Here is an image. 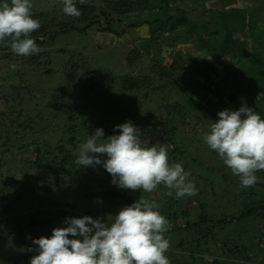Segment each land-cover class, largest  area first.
Here are the masks:
<instances>
[{
  "label": "rangeland",
  "instance_id": "374dc122",
  "mask_svg": "<svg viewBox=\"0 0 264 264\" xmlns=\"http://www.w3.org/2000/svg\"><path fill=\"white\" fill-rule=\"evenodd\" d=\"M79 1L96 7L88 27L66 15L61 0H32L40 22L32 33L38 54L17 55L0 43V264H30L38 248L33 240L51 237L54 228L67 226L66 218L91 216L110 224L140 196L160 205L170 228L191 224L164 234L170 264H264V171L256 173L254 186L242 188L204 141L217 121L214 105L253 108L264 118V60L245 59V53L241 61L234 53L245 43L261 55L264 38L239 43L226 36L236 22L228 10H250L256 0ZM125 1L132 2L130 9L121 11L123 4L107 16L99 13ZM201 8L211 20L212 13L221 17L217 37L206 38V52L195 54L208 55L192 82L191 36L183 30L186 14ZM65 22L79 28L50 39ZM175 58L191 65L176 69ZM128 121L138 127L142 144L165 146L170 163L182 164L196 195L176 199L163 185L152 193L121 189L102 165L76 164L96 129L105 137L118 135L115 126ZM193 200L196 205H186ZM250 208L255 210L247 213Z\"/></svg>",
  "mask_w": 264,
  "mask_h": 264
},
{
  "label": "clouds",
  "instance_id": "9594fccd",
  "mask_svg": "<svg viewBox=\"0 0 264 264\" xmlns=\"http://www.w3.org/2000/svg\"><path fill=\"white\" fill-rule=\"evenodd\" d=\"M61 2L66 15L81 14L74 0ZM32 7V0H0V43L17 55L39 52L32 33L40 22L33 18ZM11 67L15 70L16 65ZM218 117L204 136L205 143L239 177L242 188L254 186L256 173L264 171V118L245 106L222 110ZM115 129L119 134L108 137L102 128L96 129L81 145L76 164L102 165L112 176L111 183L121 189L152 193L163 185L166 195L175 194L176 199L197 194L190 173L181 163H170L165 146L142 144L138 127L130 121ZM159 208L154 200L140 196L121 208L110 224L91 216L66 218V227L54 228L51 237L33 240L38 248L30 264H170L166 255L170 242L164 235L170 225Z\"/></svg>",
  "mask_w": 264,
  "mask_h": 264
},
{
  "label": "crops",
  "instance_id": "0c3cea01",
  "mask_svg": "<svg viewBox=\"0 0 264 264\" xmlns=\"http://www.w3.org/2000/svg\"><path fill=\"white\" fill-rule=\"evenodd\" d=\"M251 2V1H250ZM252 3V2H251ZM250 3V5H251ZM256 4L255 6L251 5L250 10H244L242 7H240L239 9L234 7L232 10H228V11H232L235 15L236 18L234 19L235 25L233 26H228V35L227 38L228 39H233V41H239V43H243V42H247V41H253L255 39H259L260 36H262L264 38V33L258 31V29L261 27V29L264 31L263 26H264V1L261 0H256ZM249 5V6H250ZM248 7V5H246V8ZM243 9V10H241ZM234 10V11H233ZM188 11V10H187ZM245 11V12H244ZM176 12H178L179 14L181 13L179 10ZM186 12V11H185ZM189 12V11H188ZM186 12V13H188ZM205 10L204 9H198V10H194L193 12H190L189 14H194L197 13L198 15H193V19H190L189 14H186V29L183 31H187V33L190 34L191 37L189 38V41L191 44H189L190 46V56H192V58L189 59L190 62H192V65L189 63L188 59L186 63L181 62L179 59H173L177 62L180 63L181 68H187L189 65H191L194 70V75L195 77H192V82H196L197 80H199V73H197L199 70H205L204 64H203V60L205 59V57L208 55H202V57H197L195 56V54H199L200 51H202L204 53V51L206 52V45H209V41L206 38L211 39L212 37L216 36L217 37V31L219 30L218 26H217V22H219L218 20L220 19L219 16L221 17V15L217 14L215 15V13H212V20L210 19L211 17V12L209 14V16H207L208 14L204 13ZM249 14V16H248ZM207 16V17H206ZM198 20V21H196ZM194 23L193 27H190V23ZM238 24V25H237ZM166 34V33H165ZM219 37V36H218ZM221 39V37H219ZM197 40V41H196ZM206 40V41H205ZM196 41V44H195ZM199 44V45H198ZM251 44L253 45L254 42H251ZM230 45L232 46L233 44L230 43ZM247 46L245 43H243L241 45V48L236 49V54L239 53V56L241 58V61H244L242 54H246V58H251V59H261L264 60V52L263 54L259 55L258 50L255 47L252 48H245V46ZM199 47L198 49L195 48ZM255 51L257 52V54H255ZM238 52V53H237ZM233 53V54H234ZM195 59H197L198 61V65L193 66V61H196ZM243 59V60H242ZM237 59H235L234 61H236ZM225 60H223L222 62H224ZM221 68V67H219ZM222 69V68H221ZM197 74V75H196ZM190 80V79H189ZM188 80V81H189Z\"/></svg>",
  "mask_w": 264,
  "mask_h": 264
},
{
  "label": "trees",
  "instance_id": "16d2710c",
  "mask_svg": "<svg viewBox=\"0 0 264 264\" xmlns=\"http://www.w3.org/2000/svg\"><path fill=\"white\" fill-rule=\"evenodd\" d=\"M146 1H148V2H150V0H146ZM74 4H75V6H76V8L80 11V15H79V18L80 19H82L83 21H85L86 23H85V27H88V26H90L93 22H94V20L97 18V13H96V7L93 5V4H91V3H86V1H84V2H81V1H79V0H74ZM125 5V7H123V8H119V9H121V11H125V10H127V9H130V7L132 6V2L131 1H125L124 3H121V2H118V3H113V4H110L109 3V7H108V11L106 12V11H104L103 9H100V11H99V13L100 14H102V15H104V16H107L112 10L113 11H115L117 8H118V5H120V7H121V5ZM181 12V11H180ZM98 13V14H99ZM78 18V19H79ZM79 27H77L76 26V24L74 23V22H65V23H63V25H62V27H61V29L58 31H54L53 33H51L50 35H49V38L50 39H52V38H54V37H56V36H58L59 34H61V33H64V32H67V31H69V30H72V29H78ZM172 63H173V65H174V67L177 69H179V68H181V65H180V63L179 62H177V61H175V60H173L172 61ZM123 88V90H125V87H122ZM169 105H167V107H168ZM207 110V109H206ZM169 111V110H168ZM213 117L215 118V119H219V118H216L214 115H213ZM134 122H137L136 120L134 121ZM167 123V122H166ZM165 125V124H164ZM169 133V132H168ZM128 201L129 202H132V201H130V199L128 198ZM261 208H263L264 209V205L263 206H261ZM252 210H255V208H250L249 210H248V212L247 213H249V212H252ZM177 213H172V215H173V218H175V217H177V215H176ZM245 214H246V212H245ZM176 220V219H175ZM187 225H191L190 223H189V221L187 220L186 221V223L184 222V225H182V226H175L174 228H170L169 229V231H171V230H174V229H178L179 227H185V226H187ZM28 255H22V258L23 257H27Z\"/></svg>",
  "mask_w": 264,
  "mask_h": 264
},
{
  "label": "built area",
  "instance_id": "2783aa9c",
  "mask_svg": "<svg viewBox=\"0 0 264 264\" xmlns=\"http://www.w3.org/2000/svg\"><path fill=\"white\" fill-rule=\"evenodd\" d=\"M203 105H205V104H203ZM210 106L212 105V104H209ZM215 107L211 110L212 111V113H213V115L216 117V118H219L218 117V113L220 112V111H222V110H225V109H221V108H219L217 105H214ZM230 110V109H229ZM186 205H188V206H194V205H196V201L195 200H193V201H189ZM188 211V210H187ZM182 225H184V224H181V225H179V226H182Z\"/></svg>",
  "mask_w": 264,
  "mask_h": 264
}]
</instances>
